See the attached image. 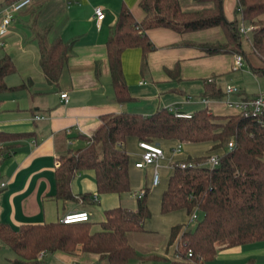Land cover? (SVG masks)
Instances as JSON below:
<instances>
[{"label":"crops","instance_id":"0c3cea01","mask_svg":"<svg viewBox=\"0 0 264 264\" xmlns=\"http://www.w3.org/2000/svg\"><path fill=\"white\" fill-rule=\"evenodd\" d=\"M139 1L29 0L25 7L13 14L0 34V58L7 56L14 67V73L4 77L3 84L6 88L25 86L19 91L0 94V133L21 136L17 141L5 144L11 146V153L0 160V184H4L0 188V225L17 231L24 225L57 223L67 214L85 212L91 230L97 231L105 211L122 208L121 197L125 194L96 195L90 171L76 175L70 184L76 201L54 198L53 174L57 168L55 165L59 166V158L63 153L83 148L86 140L100 127L102 116L120 113L150 116L171 108L186 115L204 110L217 117L234 116L236 112L223 104L225 86L238 90L230 99L264 96V76L253 74L243 58L241 68L236 69L233 53L208 55L205 52L204 47L225 45L226 40L219 27L182 34L155 28L145 31L152 49L145 56L144 66H141L140 49H127L121 53V73L131 101L116 103L105 46L109 31L123 7L136 23L144 19ZM177 2L183 13H199L212 8L209 3L197 4L193 0ZM7 6L6 0H0V24ZM96 7L104 15L99 24L93 16ZM222 7L228 21L239 20L236 0H223ZM257 21L264 23V14ZM33 31H45L48 42L59 39L71 44L70 55L55 86L44 81ZM249 48L250 43L247 50L243 48L248 61L260 67L261 62L250 55ZM244 67L246 71H242ZM60 94H66V103L60 100ZM201 100L207 104H202ZM34 117L43 119L34 120ZM176 144H153L161 150L162 158L156 166L136 169L134 164L139 162L142 151L135 140L127 139L123 149L128 156L129 190L135 183L134 173L147 167L151 177L148 186L142 190H147V196L157 188L161 183L160 162L171 156ZM180 145L179 153L181 151L182 154L175 159L170 157V163L164 166L168 173L164 175V185L157 193V206L150 207L145 197L149 218L143 222L142 232L126 234L127 244L139 257L126 264H171L178 261L175 255L178 238L168 245V237L171 228L184 226L188 215L184 210L161 214L160 197L171 175L172 163L198 158L209 150L208 144ZM72 146H75L74 150L69 148ZM154 172L158 176L156 186L152 185ZM142 190L139 189L138 193ZM138 193L135 194L136 201ZM82 194L91 195L92 200L86 203L79 201ZM123 209L135 210L130 207ZM154 211L158 213L155 223L150 220ZM40 253L43 254L40 256ZM40 253L36 256V264H108L97 255L78 250L71 254ZM253 254H264V242L218 249L214 258L203 264L212 263L215 259L217 264H255L249 258ZM15 258L0 241V264H12Z\"/></svg>","mask_w":264,"mask_h":264},{"label":"trees","instance_id":"16d2710c","mask_svg":"<svg viewBox=\"0 0 264 264\" xmlns=\"http://www.w3.org/2000/svg\"><path fill=\"white\" fill-rule=\"evenodd\" d=\"M15 0H6L11 4ZM70 1V0H67ZM209 3L210 10L183 13L177 0H140L139 8L144 19L136 23L127 9L119 11L106 42V59L111 88L116 103L131 101L121 73L120 55L127 49L141 50V66L152 47L145 31L165 28L182 34L219 27L225 45L204 47L208 55L229 51L243 58L249 70L264 76V23L257 18L264 14V0H236L239 22L254 27L251 35L250 55L261 66L252 65L241 46L238 21H228L223 14V0H193ZM39 52V68L49 86L57 84L59 75L71 52V44L61 40L48 42L43 32H32ZM228 49V50H227ZM14 73L7 56L0 58V94L24 89V84L6 88L4 77ZM101 125L86 145L72 154L61 156L60 165L53 174L54 198L76 201L70 191L74 177L81 172L93 174L96 195L129 192L128 156L123 149L127 139L138 143L155 144L176 141L181 144H208L209 150L198 158H187L172 163L171 175L160 197L159 211L168 214L184 210L187 215L195 209L197 221L193 228H171L168 245L176 238L175 255L178 261L171 264H203L211 261L218 249L264 242V118L261 124L243 119L239 115L217 117L199 111L189 119L175 118L167 110L150 116L120 113L100 118ZM20 135L0 133V160L11 153L5 145L20 139ZM233 144L225 152L228 143ZM219 157L218 166L211 169L201 164L209 155ZM179 163H191L193 168L180 169ZM134 211L114 208L104 212V219L92 231L91 224L75 223L24 225L17 231L0 225V241L15 255L12 264H36L40 252L94 254L108 264H126L137 259L126 242V234L142 232V225L149 218L145 197L141 191ZM91 195L82 194L79 201H91ZM187 251L191 257L187 258Z\"/></svg>","mask_w":264,"mask_h":264},{"label":"built area","instance_id":"2783aa9c","mask_svg":"<svg viewBox=\"0 0 264 264\" xmlns=\"http://www.w3.org/2000/svg\"><path fill=\"white\" fill-rule=\"evenodd\" d=\"M29 3V0H15L11 4H9L4 9V18L0 24V34L3 33L4 28L9 24L12 16L14 13L25 7ZM93 16L95 19L96 24H99L101 20L103 19L104 15L100 8L96 7L93 9ZM254 27L248 26L245 28L242 23L238 25V33L241 36H245L248 32H253ZM234 66L236 69L241 68L242 66V59L239 55H234ZM238 93V90L233 86H225L223 89V95L225 96V99L223 101V104L226 108L233 110L236 112L237 115H239L243 119H251L254 120L257 124H261L262 118H264V96L258 95L251 98H236V99H230L231 96H234ZM60 100L63 103H66L67 96L66 94H60L59 95ZM201 103L206 105L207 101L201 100ZM168 112H170L175 118L178 119H189L191 115L181 114L177 112L174 109H167ZM42 117H34V120H42ZM180 143H177L175 147L172 149L173 153H179L180 150ZM138 148L142 151L139 157V162H136L134 164V168L141 169L148 165H155L157 164L158 160L162 158L161 150L153 145V144H147V143H138ZM233 149V144L230 142L225 147V152H230ZM219 157L217 155H209L201 164H197V166H204L208 168H215L218 166ZM58 167V164L55 165ZM196 167V165L191 163H179L178 167L180 169L185 168H193ZM158 183V176L156 172H154L152 177V185L156 186ZM4 184H0V188H3ZM142 193H138V198L141 197ZM93 201H95V197L93 196ZM197 213L196 210L193 209L190 214L187 217V225L196 223L197 221ZM89 218L87 213L81 212L77 214H67L63 216L59 223L63 225L67 224H75V223H85L88 222ZM43 253H40V256ZM186 257H191V252L187 251Z\"/></svg>","mask_w":264,"mask_h":264},{"label":"rangeland","instance_id":"374dc122","mask_svg":"<svg viewBox=\"0 0 264 264\" xmlns=\"http://www.w3.org/2000/svg\"><path fill=\"white\" fill-rule=\"evenodd\" d=\"M239 22V20H238ZM241 22L238 23V25L240 24ZM243 26L245 28H247V24L246 23H242ZM251 35L252 33L251 32H248L245 36H240V41H241V46L242 48H244L245 50H247V47L251 41ZM246 67H244V69L242 71H246ZM240 74V73H239ZM264 88V85L262 86ZM162 142H167V143H178L176 141H160L159 143H162ZM170 145V144H169ZM127 146V145H126ZM71 150H74L75 149V146H72V147H69ZM213 154H217L216 152H212ZM69 154H72V153H69ZM68 153H63V156H66V155H69ZM171 159H175V158H178L182 153L180 151V153H173L171 152ZM170 157L168 158H164V160H162L160 163L162 164V167L160 166L158 172L161 176V183L160 185L155 188L154 190L152 189L149 194L146 196L147 198V203L148 205L150 204L151 206L150 207H153V206H157V203H158V191H160L164 185V175L166 173H168V171L164 168V166H168V164L170 163ZM264 161V159H263ZM59 165H60V162H59ZM59 167V166H58ZM150 171H149V167L145 168L142 170V172L140 171H136L134 173V180H135V183L134 185L132 186V188L129 190V193L123 195L121 197V207L122 208H135V204H136V200H135V194H137L139 192V189H143L145 186H148V183L150 181ZM140 186V187H139ZM141 192V191H140ZM151 214V212H150ZM155 215L154 217L152 216ZM151 214V221L152 222H157L158 221V213H156V211H154L153 213ZM183 229H191L193 228V226L195 225V223L193 224H188L187 225V219H185V222L183 224ZM171 251V254H172V249L170 250ZM249 258L252 260H254V263L255 264H264V254H261V255H257V254H253L251 256H249ZM216 264H217V260L215 259ZM214 262L212 263H208V264H214Z\"/></svg>","mask_w":264,"mask_h":264}]
</instances>
